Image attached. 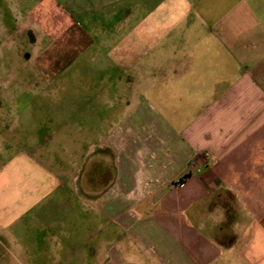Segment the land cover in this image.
I'll return each mask as SVG.
<instances>
[{
    "label": "crops",
    "instance_id": "crops-1",
    "mask_svg": "<svg viewBox=\"0 0 264 264\" xmlns=\"http://www.w3.org/2000/svg\"><path fill=\"white\" fill-rule=\"evenodd\" d=\"M41 2L44 12L52 5L67 18L42 15L53 38L43 18L22 19L6 37L32 47L19 54L27 67L47 80L39 62L48 46H38L58 43L49 54L64 90L78 60L88 67L100 59L98 29L115 28L125 99L117 108L105 96L108 112L95 110L108 87L88 86L93 94L58 118L57 130L39 136V128L29 138L27 157L23 148L14 156L0 149V251L25 248L15 227L31 217V194L15 197L14 170L30 179L32 164H48L52 139L70 140L57 142L69 157L54 158L56 168H78L84 145L97 139L100 158L89 164L87 192L101 188L102 210L115 213L122 232L118 247L104 250V264H264V0ZM59 43L71 52L57 53ZM8 86L0 83V91ZM12 103L0 95V107ZM24 112L7 116V129L26 123ZM11 138L0 139L14 148ZM52 180L39 185L42 198L57 190Z\"/></svg>",
    "mask_w": 264,
    "mask_h": 264
},
{
    "label": "rangeland",
    "instance_id": "rangeland-1",
    "mask_svg": "<svg viewBox=\"0 0 264 264\" xmlns=\"http://www.w3.org/2000/svg\"><path fill=\"white\" fill-rule=\"evenodd\" d=\"M41 1L0 0V83L5 82L9 85L7 91H0V95L8 94L13 102L11 105L0 107V136H2L0 138L5 137L8 133L9 136H12L11 141L15 146L14 148L8 147L7 142L4 143L3 139H0V149H9L13 156L19 153V148L24 149L25 157L28 156L27 151L30 146H33V140L29 138H36L39 128H43V132H39V136L52 134L57 130L60 126L57 119H60L63 114L70 115L71 110L84 100L85 95L93 94L91 90L87 91L88 86L93 88L108 87L105 95L95 99V110H101L104 107V110L108 112L104 106L103 97L105 96L106 101L108 100L106 105L110 104L111 106L116 103L117 108L118 105H123L125 99L123 90L125 84L123 71L125 72V70L119 66L118 44L113 43L119 40V32L115 28L98 29L99 38L102 37L104 40V43L99 44L100 48H97L100 59L93 66L88 67L85 59L78 60L68 71V82L64 90L57 88L60 82H55L56 77L53 71L55 58L49 54L58 43L50 45L49 42H45L44 45L38 46L39 51L44 46H48L39 62L40 66L51 74L47 80H44L37 72L31 71L32 68L27 67L29 66L27 60L21 58L19 54L25 57V52L30 53L32 47L21 40H14L15 36L13 42L6 37L10 33H14V29L17 30L22 19H41L44 13L50 22H54L58 18H67L62 11L54 10L52 5L44 12ZM43 22L44 30L48 32L49 37L53 38L54 27L47 26L45 18H43ZM85 29L91 30L90 28ZM64 45L65 43L63 46L59 43L57 53ZM66 50L71 52L64 47L62 53ZM76 54L77 52L69 55L65 60H61V64L64 65L72 61ZM83 61H85V65H83ZM23 69L29 70L24 72ZM61 79L67 78L62 76ZM46 83L47 89L45 90L43 87ZM22 110H25L23 115L26 117H24L26 123L20 124L18 129L14 126L7 129L6 123L11 122V118L7 116H14L18 113L21 115ZM105 114V117L109 115ZM111 114L114 115L112 111ZM94 118L99 120L97 113ZM96 124L98 125L99 122ZM62 141L68 145L70 140L52 139L50 142L48 140V164L42 165V167L32 164L30 179L26 170L22 172L23 176L21 171L14 170L15 197L31 194L29 209L31 217L27 218L26 226L15 227L20 235L24 233L19 237L25 248L16 246L9 252L0 251V264H104L107 261L104 250H108L112 246L118 247L120 236H122L120 235L122 234L120 219L116 220L115 213L111 210L108 211L109 214L103 212L104 203L101 197L105 194L99 186H95L93 191L95 195L93 196L88 194L86 188L91 167L89 164H92V168H94L93 163L100 158V153H96L95 147H100L101 141L94 139L88 145H84L89 149L87 151L84 148L81 160L83 163L78 168L58 170L53 163L54 158H62L64 161L69 157V155L64 156L62 150L59 149L60 146L57 142ZM85 141L80 140L82 146ZM26 142L29 145H26ZM35 157L37 158L38 154ZM45 176L53 179L52 182L56 181L57 190L54 187V192H48L46 198H42L45 189L39 185ZM18 183L21 184L19 187L16 186ZM98 191L101 192L98 193ZM103 198L106 199V196ZM114 264L117 263L114 262Z\"/></svg>",
    "mask_w": 264,
    "mask_h": 264
}]
</instances>
